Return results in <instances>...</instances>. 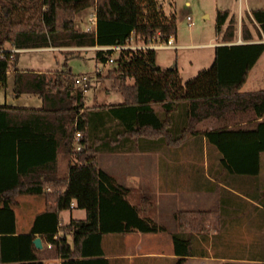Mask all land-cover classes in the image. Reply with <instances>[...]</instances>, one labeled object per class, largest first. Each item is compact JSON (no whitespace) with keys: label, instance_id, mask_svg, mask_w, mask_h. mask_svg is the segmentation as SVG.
Wrapping results in <instances>:
<instances>
[{"label":"trees","instance_id":"1","mask_svg":"<svg viewBox=\"0 0 264 264\" xmlns=\"http://www.w3.org/2000/svg\"><path fill=\"white\" fill-rule=\"evenodd\" d=\"M94 6L96 27H77V12ZM228 18L229 10L217 11L216 30L224 43L215 46L209 67L186 80L176 67H156L153 48L119 49L107 74L123 95L118 104L85 106L89 82H76L77 73L68 64V58L79 53L67 56L58 70L14 69L15 93H36L43 105L0 103V264H44V249L34 242L37 233L62 258L61 264H110L103 246L107 231L132 225L145 231L164 229L140 217V207H133L114 178L99 167L96 156L102 149L122 150L136 138L181 146L190 136L202 141L206 135L219 148L228 171L259 172L264 88H241L264 51V41L227 43L236 40L237 30L235 17ZM248 19L255 31L243 18V39H263L264 8L253 9ZM158 32L165 37L177 33L176 16L165 12L161 0H0V44L109 46L126 43L132 34L137 41L149 42ZM113 52L95 48V57L104 63ZM18 54L13 60L0 56V87L8 85ZM111 118L116 122L112 124ZM204 121L217 126L199 127ZM77 132L81 149L75 146ZM59 151L71 155L66 175L59 173ZM23 194H43L46 206L28 231L18 232L14 206ZM73 200L86 216L63 224L60 212L71 208ZM261 201L264 204V196ZM175 216L180 225L172 231L176 264H186L187 256L201 251L189 234L201 231L210 213L181 209Z\"/></svg>","mask_w":264,"mask_h":264},{"label":"crops","instance_id":"2","mask_svg":"<svg viewBox=\"0 0 264 264\" xmlns=\"http://www.w3.org/2000/svg\"><path fill=\"white\" fill-rule=\"evenodd\" d=\"M215 2L217 10H229V18L230 16H234L236 20V40L228 41L227 43L264 41V38L259 39L258 36L250 40H244L242 37L243 18L246 19L254 32V26L249 21L248 15L252 14V10L255 8H264V0H215ZM186 4L191 5V0H186ZM202 15L209 16L210 11L204 9ZM228 21L223 25V28L227 26ZM192 24H194V21ZM88 27L95 28L91 22L85 27L80 28L88 29ZM176 34H173L176 37L173 42L175 47L207 45L213 47L214 55L215 46L224 43L219 40V36L221 39V33L217 31L215 39L192 44L176 42L178 40ZM69 48L85 50L75 56L95 59L96 68L101 63L93 56L94 54H88L89 51L87 50L99 48L98 45L26 47L21 51H60L65 62L67 56L64 51ZM19 59L20 55L18 54L14 66L10 69L9 76H12L13 81V71L15 68L35 71L58 70L23 67L20 65ZM69 66L71 67L70 64ZM82 73H87V71L79 72L77 75ZM263 88L264 51L250 69L241 90L255 91ZM88 89L85 90L86 97ZM108 93H110V90H107ZM26 94L31 97L35 96L32 105H24L26 103L23 102H18L17 105L36 108L43 105L42 97L36 93H15V99L19 100L21 95ZM86 97L85 106L91 108L93 105L91 106V103H87ZM123 100L116 99L110 103L118 104L123 102ZM156 107L159 108V105L157 104ZM110 121L113 124L116 122V119L111 118ZM110 121L109 124H111ZM204 122L205 126L202 127L205 129H213L217 126L211 121ZM206 122L210 125H206ZM114 143L111 142V144ZM200 143L201 149L205 152V178H164L165 165H172L174 161H178L174 151L179 146H172L160 140L148 138H136L134 141L127 142L122 150H131L136 153L134 158L136 163L133 165L134 172H131L129 178L115 179L119 184L127 186V198L140 207L139 216L149 218L152 221L155 220L156 222L154 223L157 227L162 225L165 226V229L160 228L145 231L136 225H132L125 227L123 230L115 229L107 231L103 236V246L106 256L110 258V264H142L143 262L147 264L148 261L154 264H167L168 261H171L174 264L178 255L174 250L172 231L180 229L179 219L176 218L175 214L181 209L206 210L210 213V220L206 223V226L201 231H194L193 234H189L192 236L194 244L201 248V251L200 254L187 256L186 264H264V204L261 201V198L264 196V152L260 155V170L257 174H238L230 172L225 168L219 148L215 143L210 142L206 135L203 136L200 142L193 137V150H199ZM116 151L108 148L106 150L102 149L96 156L99 167H102L113 175H116L118 172L117 169L113 171L115 167L112 169L110 166V159L112 157H107L109 160L107 164L105 163V159H102V165H100L99 155L103 158L105 154L112 155ZM153 158L154 163L151 160ZM70 162L71 155L65 151H59L58 169L61 175L68 173ZM144 163L154 168L155 178H147L151 172L148 166L145 169ZM139 170L144 171V173H141ZM130 171H133V169ZM130 171L127 172V175L130 174ZM133 176L140 178H133ZM131 193H136V200L131 199ZM18 201V204L14 206L17 231H28L36 214L45 209L46 198L43 194H23L18 196ZM72 202L74 205L71 208L60 212V222L63 224L69 222L73 217L84 218L86 216L85 209L77 207L75 200ZM77 208L80 211L78 213L73 212ZM165 209L172 212L176 220L173 221L172 219L173 223L170 225L166 221H163L161 217ZM59 233L62 234V231H59ZM37 235L41 237V248L44 249V264H61L62 258L52 253L50 243L45 238L43 239L39 233ZM67 237L69 241H72L71 233H67ZM164 244L166 247H163ZM156 246L159 248H155Z\"/></svg>","mask_w":264,"mask_h":264},{"label":"rangeland","instance_id":"3","mask_svg":"<svg viewBox=\"0 0 264 264\" xmlns=\"http://www.w3.org/2000/svg\"><path fill=\"white\" fill-rule=\"evenodd\" d=\"M163 9L168 14H174L177 19V36L178 40L176 42L192 44L207 42L215 39L216 34V24H217V4L215 0H191V5L186 4V0H161ZM208 9L210 11L209 16H203L202 11ZM92 8H85L77 12L75 17V23L77 27H85L90 23L89 13ZM190 14L193 17L194 24H188L186 16ZM176 39L175 35H173ZM220 40V36H219ZM9 44V42H6ZM156 54V63L163 69L176 67L183 80L195 76L199 70L209 67L214 60L213 47L207 45H191L185 47H155L153 48ZM88 54H94L95 49H87ZM85 50L69 48L65 50L66 56L75 55V53H80ZM119 49H114L111 57L112 61L104 64L99 70L95 67V59L93 58H81L78 56H73L68 58V64L71 65L72 71L74 73H79L82 71H87L89 74V89L87 90V103L92 105H105L116 99H123V95L114 85L113 80L108 77L109 68L114 66V58L118 56ZM20 55V65L23 67L32 68H47V69H61L64 67V58L59 52H51L45 50H24L19 53ZM63 58V59H62ZM96 58V57H95ZM18 64V63H17ZM19 65V64H18ZM17 65V66H18ZM8 85L6 87H0V103H8L17 105L18 102L26 103L24 105H32L33 97L26 95H21V98L15 99L14 91V81L12 76H9ZM107 90L110 93L107 94ZM111 104V103H110ZM206 125H210L207 124ZM205 126V122L199 124V127ZM193 137H195L200 142L199 136H190L184 144L175 148V155L178 161H174L172 165H165L164 167V178H205V168H204V155L205 152L201 149L193 150L194 145L192 144ZM192 138V139H191ZM136 153L131 150H117L112 155L105 154L103 158L99 155V163L102 165L101 160L105 159V163L109 162L107 157H112L111 168L115 167L113 171L117 169V174L113 175L109 171L105 170L112 178L115 180V184L121 187V192L127 201L135 207V203H132L129 198H127L126 190H128L126 185L119 184L115 178H129L131 172H134L133 165L136 163L134 160ZM146 156V155H144ZM176 158V159H177ZM154 163V158L151 159ZM145 169L148 166L150 170V175L147 178H155L154 168L150 167L148 164L144 163ZM102 168V167H101ZM133 171H130L132 170ZM130 174L127 175V172ZM141 171V170H139ZM141 173H144V171ZM133 175V173H132ZM133 178H140L133 176ZM151 191V190H149ZM154 192V191H152ZM131 199L136 200V193H131ZM80 209L77 208L73 212H79ZM69 212V211H68ZM163 221L167 224H171L172 219L175 220L172 212L168 209L164 210L161 216ZM176 221V220H175ZM154 222H156L154 220ZM162 226V225H161ZM165 229V226H162ZM162 229V228H161ZM163 229V230H164ZM109 246V244L107 243ZM165 244L163 245V247ZM166 247V246H165ZM110 248V247H109ZM159 248V247H155ZM143 262L142 264H144ZM166 263V262H165ZM146 264V263H145ZM147 264H154L150 261ZM167 264H173L168 261ZM176 264V262L174 263Z\"/></svg>","mask_w":264,"mask_h":264},{"label":"built area","instance_id":"4","mask_svg":"<svg viewBox=\"0 0 264 264\" xmlns=\"http://www.w3.org/2000/svg\"><path fill=\"white\" fill-rule=\"evenodd\" d=\"M188 19V23L191 25L193 23V18L191 15L187 16ZM89 20L91 22V24H94V27H96V22H97V10H96V6H94L92 8V11H90L89 13ZM88 29H93L91 27H88ZM174 42V37L173 34H170L168 37H165L162 35L161 32H158V34L152 38L151 41L149 42H143V41H137L134 37V35L132 34L126 43L123 44H115V45H109V46H98L100 48H113V49H122V48H155V47H175V45L173 44ZM23 50V48L21 47H17L16 45H14L13 43L7 44V43H3L0 44V56H6L8 55L10 57V59H14L15 58V53L19 52ZM113 58L110 57L106 62H101L98 66V70L104 65L107 64L108 62L112 61ZM89 81V74L87 73H82L76 76V82L80 83V84H84L86 85ZM81 136L80 132H77L75 135V146L77 149H81L82 144L79 141ZM71 205L73 206V202L71 203Z\"/></svg>","mask_w":264,"mask_h":264},{"label":"water","instance_id":"5","mask_svg":"<svg viewBox=\"0 0 264 264\" xmlns=\"http://www.w3.org/2000/svg\"><path fill=\"white\" fill-rule=\"evenodd\" d=\"M156 67H158V65H156ZM34 242L36 244L37 247L41 248L42 247V241H41V237L40 236H36L34 239Z\"/></svg>","mask_w":264,"mask_h":264}]
</instances>
